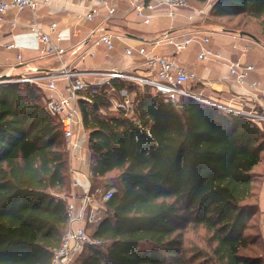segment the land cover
Returning a JSON list of instances; mask_svg holds the SVG:
<instances>
[{
	"label": "trees",
	"instance_id": "16d2710c",
	"mask_svg": "<svg viewBox=\"0 0 264 264\" xmlns=\"http://www.w3.org/2000/svg\"><path fill=\"white\" fill-rule=\"evenodd\" d=\"M210 14L256 20V31L224 29L264 39V0H214ZM19 77L0 76V264H52L68 227L70 156L45 89ZM112 84L129 92L130 113L103 89L80 100L91 188L107 181L115 192L90 233L103 244L75 264H264V251L243 252L264 249V127L192 97L175 105L148 85ZM185 222L205 230L208 250L184 247Z\"/></svg>",
	"mask_w": 264,
	"mask_h": 264
},
{
	"label": "built area",
	"instance_id": "2783aa9c",
	"mask_svg": "<svg viewBox=\"0 0 264 264\" xmlns=\"http://www.w3.org/2000/svg\"><path fill=\"white\" fill-rule=\"evenodd\" d=\"M55 1L0 0V25L9 22L13 27H16L19 24V13L25 10L36 12L42 6L53 5ZM87 1L90 5L86 12L79 15L81 21H93L98 16L110 20L117 16L118 8L110 0ZM60 9L61 11L68 10L65 6ZM160 10H164L166 15L172 19L183 15L188 22L193 24L198 22L200 18H205L208 14V8H195L188 0H129V12H133L143 24L152 23ZM102 12L105 13L102 14ZM27 25L43 46L42 56L56 57L61 65L59 68L49 69L43 75L22 74L19 78L13 80L35 82L48 92L45 99L46 108L61 123L66 148L71 156H75L79 150L87 148L84 144L86 140H83V138H86L88 131L83 122L81 99L91 100V94H96L103 89L109 94L114 109H124L127 114L131 112L132 97L125 88L118 90L112 84L114 79L124 80L129 78L142 86L148 85L175 105H178L182 97H192L206 103H215V105L227 110L248 116L261 127H264V112L216 104V102L204 96L203 91H196L192 84L204 83L203 78H200L194 71L187 69L174 58L175 55L183 52L192 43H198L200 45V51L197 54L199 61H223L227 65L229 77H222L221 80L228 81L232 78L233 82L253 92L255 97L264 96V87L261 86V83L258 80H249L256 66L244 59L250 50L248 44L242 46L238 58L230 59L224 57L221 51L209 46L211 35L200 30V28L184 32L166 30L159 37L144 43L152 45L151 49H148L145 45L136 48L135 45L125 42L126 37L121 38L118 36L117 38L126 43L125 52L127 55L131 56L134 50H137L143 57V65L146 66L148 75L134 74L128 72L127 69L96 70L93 71V74L100 77V79L93 82L86 79L84 73L78 70L76 66H70V62L63 61V56L68 53V48L62 44L63 37L57 32L59 26L57 21L50 23L47 30L36 20H32ZM114 38L115 36L112 33H100L86 48L81 60L88 56H94L95 48L101 44L106 45L109 50L114 49ZM162 44L170 45L173 48L171 56L155 51ZM5 47L8 50L19 48L14 40L6 43ZM234 47L237 48V45H234ZM17 60L22 61L21 54H17ZM132 69L136 70L137 68L133 67ZM60 79L66 81L64 90L58 87ZM72 172V188L83 186L85 189L81 195L73 193L68 199V227L63 235L60 247L54 253L52 264H75L76 258L87 246L100 245L104 242L88 232V225L98 224L103 219L100 209L95 206V193L92 192L91 180L87 174L77 169L72 170ZM81 178L87 181V187L82 183ZM101 191L102 189H96V192ZM114 192L115 188L106 189L103 192L104 200L110 199Z\"/></svg>",
	"mask_w": 264,
	"mask_h": 264
},
{
	"label": "crops",
	"instance_id": "0c3cea01",
	"mask_svg": "<svg viewBox=\"0 0 264 264\" xmlns=\"http://www.w3.org/2000/svg\"><path fill=\"white\" fill-rule=\"evenodd\" d=\"M117 6L118 13L115 18L105 20L103 16L96 17L93 21H81L79 15L87 11L90 3L87 0H56L53 5H45L40 7L36 12L25 10L19 13V24L13 27L9 22L0 25V76L22 74L43 75L49 69L59 68L61 62L56 57H44L42 44L38 41L36 35L30 30L27 23L36 20L45 30L53 21H57L58 33L62 35V44L68 48V53L63 56L64 62H70V66H76L78 70L84 73V77L89 81H98L100 77L93 74L96 70H109L116 68L126 70L131 73L148 75L147 68L143 65V57L134 50L133 55L129 56L125 52L126 43L133 44L137 47L144 46L148 49L152 45H146L147 41H151L159 37L166 30H174L178 32L190 31L197 28L195 24L187 21L185 17L178 16L174 22L170 23L169 28L160 27L159 25L150 26L141 29L137 26V22H141L133 12H129V0H110ZM67 7L68 10L61 11V7ZM70 11V12H69ZM105 12H102L104 14ZM167 16L164 10H160L159 14L154 18L152 23L161 16ZM164 30V31H163ZM202 30V29H200ZM162 31V32H160ZM205 31V30H202ZM216 31V41H211L209 46L215 50L222 52L224 57L236 59L241 54L243 45H250V50L244 59L256 66L249 77V80H258L264 87V39H254L242 32H234L227 29L212 30ZM109 32L114 34L115 47L109 50L106 45L101 44L95 48V55L85 57L81 60L86 48L90 46L91 41L100 33ZM177 32V33H178ZM212 33V32H211ZM126 37L123 42L117 37ZM14 40L19 48L8 50L6 43ZM89 43V44H87ZM87 44V45H86ZM237 45V48L234 47ZM85 46V47H84ZM197 54L200 51V45L197 43ZM173 48L170 45L162 44L155 51L163 55L171 56ZM99 53L105 56L104 60L98 59ZM17 54L22 55V61L17 60ZM182 55V54H180ZM175 55L174 58L187 69L194 71L204 83L192 84L196 91H203V95L215 102H219L224 106L232 108L251 110L255 109L264 112V96L255 97L253 92L248 91L241 85L233 82L232 78L221 80L222 77L228 78V67L223 61H205L203 67H198L197 61H190L186 57ZM202 62V61H201ZM136 67L137 69H132ZM66 81L60 79L58 87L64 90ZM46 92V91H45ZM86 149H81L75 156H72L70 163L74 168L82 169L89 176L90 165L87 163L89 158V135L83 138ZM82 166V168H81ZM85 187L88 186L87 181L81 178ZM73 189V188H72ZM84 187L79 186L73 189V193L81 195ZM260 223L262 235L264 238V179L261 185L260 197Z\"/></svg>",
	"mask_w": 264,
	"mask_h": 264
},
{
	"label": "rangeland",
	"instance_id": "374dc122",
	"mask_svg": "<svg viewBox=\"0 0 264 264\" xmlns=\"http://www.w3.org/2000/svg\"><path fill=\"white\" fill-rule=\"evenodd\" d=\"M214 0H190L191 5L194 6L195 8L198 9H207L208 8V14H206L205 18H200V20L197 22V28H200L202 30L208 31L210 32V34L213 36V41L217 40L218 36H215L216 31H212V30H222L223 28H237V30H241V29H248L251 31H256V29H259V26L256 24V20L251 19L249 21V17L245 16V15H237L235 17L232 16H225V17H220V16H212L210 14V10L212 7ZM163 13H161L160 18H157L154 23H150V24H143L142 22H137V26L140 27L141 29H146L150 26H154L155 25H159L160 27H165V28H169L170 27V23L174 22L175 19L170 18L168 15L167 16H162ZM247 21H249L248 24H245ZM150 25V26H149ZM164 31V30H163ZM162 32V31H160ZM212 32V33H211ZM252 38V37H251ZM85 47V46H84ZM197 43H192L187 49H185L183 52H181L180 55L181 57H186L188 58L190 61H197ZM98 59L100 60H104L105 56L102 55V53H99ZM207 62V61H206ZM205 61H199L198 63V67H203ZM13 76V75H12ZM123 82H125L127 85L132 84L133 87L138 90V89H143V86H140V84H138L137 82H135V80L133 79H124L121 80ZM151 91H154L153 89H151ZM48 94V92H46ZM129 93V92H128ZM46 94V95H47ZM135 95V94H134ZM135 97V96H134ZM196 99V98H194ZM199 100V99H198ZM202 101V100H200ZM214 101V100H212ZM203 102V101H202ZM215 102V101H214ZM216 104H220L219 102H216ZM215 105V103H214ZM223 105V104H220ZM223 108V107H222ZM102 111H107L106 109H102ZM70 156V160H72V156L69 154ZM87 163L89 162V158H87ZM89 164V163H88ZM82 168V166H81ZM79 170L80 172H83L82 169L79 168H74ZM71 163H70V171H69V176H70V180L72 182L73 179V172L72 170H74ZM85 173V172H84ZM86 174V173H85ZM96 183V185L93 186L92 188V192L95 193V206L100 209L101 211V215L105 216L107 214V206L105 204V200L103 198V192L108 189V185H107V181H100V182H94V184ZM102 189L101 192H96V189ZM73 189L71 186V192L70 194H66L67 195V199H69V197L72 196L73 194ZM94 225H88V232L91 233L93 232L95 229ZM183 231V236H184V247L185 248H191L192 246L195 247H199L201 249L204 250H208L209 249V241H208V237L207 234L205 232L204 229L202 228H195L192 226L191 223L189 222H185L184 227L182 228ZM88 247V246H87ZM264 251L263 247L261 245H256V246H250L247 249L243 250V252L245 254H260ZM88 252V250H84L82 252V255L86 254ZM189 256H191V254H189ZM202 262V259H198L196 260L194 263L191 264H199Z\"/></svg>",
	"mask_w": 264,
	"mask_h": 264
},
{
	"label": "water",
	"instance_id": "95a60500",
	"mask_svg": "<svg viewBox=\"0 0 264 264\" xmlns=\"http://www.w3.org/2000/svg\"><path fill=\"white\" fill-rule=\"evenodd\" d=\"M242 34H245V35H248V36H250V37H252V38H254V39H257L252 33H249V32H243ZM257 40H258V39H257ZM95 105H96V103H95ZM178 109H179L180 111L183 110L182 106H178Z\"/></svg>",
	"mask_w": 264,
	"mask_h": 264
}]
</instances>
